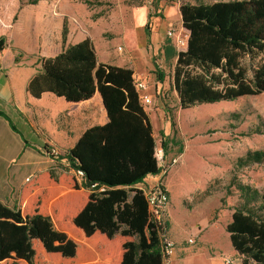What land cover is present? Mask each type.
Masks as SVG:
<instances>
[{
  "label": "trees",
  "instance_id": "1",
  "mask_svg": "<svg viewBox=\"0 0 264 264\" xmlns=\"http://www.w3.org/2000/svg\"><path fill=\"white\" fill-rule=\"evenodd\" d=\"M180 12L189 38L172 87L182 110L264 93V0L182 3ZM6 46L0 39V53ZM246 56H261L252 78ZM41 63L30 95L76 104L99 93L109 122L88 129L65 154L90 192L74 176L47 171L23 188L14 209L0 202V264H165L168 224L154 222L144 190L135 187L160 169L133 72L99 63L90 39ZM251 202L253 209L234 210L226 232L242 264H264V189Z\"/></svg>",
  "mask_w": 264,
  "mask_h": 264
},
{
  "label": "crops",
  "instance_id": "2",
  "mask_svg": "<svg viewBox=\"0 0 264 264\" xmlns=\"http://www.w3.org/2000/svg\"><path fill=\"white\" fill-rule=\"evenodd\" d=\"M89 1L92 0H59L55 5L51 0H36L33 4L0 0V39H5L7 45L0 53V202L9 208L19 205L23 188L44 172L76 178L65 154L88 129L109 122L99 93L76 104L50 93L39 99L30 95L27 87L41 72V59L54 58L70 46L90 39L99 63L129 69L138 79L144 80L147 74L155 78L147 94L154 99V104L156 101L157 111L144 109L154 138L156 132L165 128L162 108L166 78L163 75L168 72L170 62L174 69L179 52L187 49V45L178 47L174 39L167 38V33L173 29L175 36L186 38L187 44L189 38L182 24V3L180 0H141L128 12L123 5L121 12L98 16L100 5L110 0H98L100 5L91 7ZM73 20H77L83 30ZM115 38L122 39V52H110L108 41ZM159 74L162 81L157 80ZM156 89L163 93V98L158 99ZM174 94L178 100L175 91ZM52 145L61 152L58 158H50L45 153L46 147ZM76 180L83 192H90L83 181ZM158 181V176H149L135 187L152 189ZM185 183L182 187L188 193L190 185L188 181ZM170 198L172 201L171 195ZM167 215V234L171 236V223L175 220L171 206ZM231 246L228 242L223 254L235 258V264H242L241 257ZM175 250L169 262L178 260ZM220 261L224 264L222 257Z\"/></svg>",
  "mask_w": 264,
  "mask_h": 264
},
{
  "label": "rangeland",
  "instance_id": "3",
  "mask_svg": "<svg viewBox=\"0 0 264 264\" xmlns=\"http://www.w3.org/2000/svg\"><path fill=\"white\" fill-rule=\"evenodd\" d=\"M20 1L32 3V0ZM58 1L51 0L55 5ZM140 1L110 0L106 5H100L98 0H92L89 4L90 7L101 6L98 16H109L112 11L121 12L123 5L128 12ZM229 1L235 0H180L181 3L191 4ZM108 42L111 53H116L118 46L123 47L121 38ZM260 59L261 56L254 60L248 56L243 59L248 78H252V68ZM167 70L163 75L166 78L162 108L165 128L156 132L155 140L156 148L163 149L169 166L164 174L161 168L158 182L163 183L171 193L172 201L170 198L168 208L172 207L175 220L171 223L169 236L166 215V234L176 249L178 260L169 262L167 258L165 264H222L221 257L224 264L225 260L235 264V258L224 255L228 242L231 245L226 226L235 209L245 206L253 209L251 199L254 191L264 189V93L182 110L172 87L174 69L171 62ZM153 78L147 74L144 81L153 87ZM157 80H160V74ZM153 111H157L156 101L154 110L150 112ZM249 156L248 163L239 162ZM175 158L178 164L171 167L170 162ZM185 181L190 185L188 193L182 187ZM150 190L145 188L146 192ZM189 239H193L194 243L189 244Z\"/></svg>",
  "mask_w": 264,
  "mask_h": 264
},
{
  "label": "built area",
  "instance_id": "4",
  "mask_svg": "<svg viewBox=\"0 0 264 264\" xmlns=\"http://www.w3.org/2000/svg\"><path fill=\"white\" fill-rule=\"evenodd\" d=\"M73 23L76 24L81 30H83V28L81 27V25L79 24V22L77 20H73ZM87 35H89L88 31H84ZM176 32L171 29L168 31L167 35L169 39H174L177 46L180 48H183L187 45V41L186 38L182 35H178L175 36ZM117 51L122 52L123 48L122 46L117 47ZM134 79V87L135 90L137 91L138 95H139V101L141 103V105L144 108L150 109V110H154L155 108V104H154V99L147 94V90L150 87V85L145 82L142 79H138L137 77L133 76ZM158 99L159 98H163V93L159 92L158 89H156V94ZM46 155L50 158H58L61 154L60 150L55 147V146H47L46 151H45ZM155 157L160 169V173H161V168H162V173H167V169L169 168V166H167L166 163V159H165V155L163 153V149H157L155 151ZM178 164V159H172L170 162V166H175ZM73 171V173L75 174L76 178L79 179L80 181H84V173L80 170H76V169H71ZM30 179H27V181H29ZM91 189H95V186L91 187ZM105 188H101L100 191H104ZM145 192L146 198L148 200L150 209H151V213H152V217L154 222L159 226H163L165 223H167L165 221V217L167 215L168 212V207L170 204V195H169V191L167 189V187L163 184V183H157V185L155 187H153L150 191ZM168 216V215H167ZM161 243H162V247L163 250H165V254L167 255L168 258L171 257V252L174 249L173 248V243L170 241V239L167 238V234H162L161 235ZM189 244H193L194 240L193 239H189L188 240ZM232 261L230 260H225L226 264H231Z\"/></svg>",
  "mask_w": 264,
  "mask_h": 264
}]
</instances>
